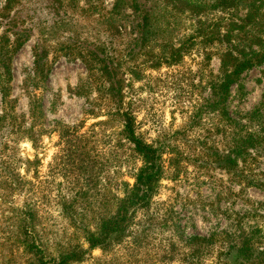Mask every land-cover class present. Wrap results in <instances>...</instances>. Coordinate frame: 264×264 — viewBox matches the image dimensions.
I'll return each mask as SVG.
<instances>
[{
	"label": "trees",
	"instance_id": "1",
	"mask_svg": "<svg viewBox=\"0 0 264 264\" xmlns=\"http://www.w3.org/2000/svg\"><path fill=\"white\" fill-rule=\"evenodd\" d=\"M32 1L6 0L0 8L2 203H6L4 198L22 183V178L15 172L20 164L16 163V168L13 167L9 152L15 154L19 141L33 137L35 123L43 117L41 105L34 99L30 100L31 126L22 129L23 121L14 114L13 105L10 106L14 100L9 99L12 57L36 30L44 29L41 25L45 20H40L36 15L37 9L30 6ZM65 1L43 0L44 9L48 14L55 13V17H61L56 12L66 6L58 7L57 3ZM162 1L166 9L174 1L182 15L196 18L193 20L192 34L184 35L177 44L169 39L173 31L170 23L161 27V34L158 33L157 19L151 17L148 0H114L110 14L122 7L127 10L124 16L130 23V38L121 50L117 51L103 41L88 42L78 35L64 37L54 47L56 54L71 56L83 63L88 75L87 84L95 87L100 97L105 98L107 119L118 123L119 129L111 144L104 130L80 133L78 128H56L58 149L49 165L48 179L27 184L26 201H32L31 207H8V215L0 212V264H78L94 250L106 253L127 243L148 245L147 237L153 224L150 207L159 191L160 182L165 178L177 177L187 165L218 169L230 180L252 184L251 176L246 175V171L259 156L264 155V128L259 126L254 129L232 120L225 103L230 87L237 83L241 74L264 62V0H216L212 5L200 0ZM67 2L71 6L74 0ZM213 9L215 12L245 10V15L239 23L232 22V28L225 30L226 33H220L215 24L212 26ZM244 23H250V28L238 26ZM103 24L106 25L105 32L112 27L109 19ZM38 32V36L43 34ZM160 35L161 48L158 46ZM196 40L203 46V53L207 50L205 46L226 42V45L220 44L221 50L218 52L219 71L217 74L210 73L206 83L208 98L190 121V126L200 123L201 114L205 113L210 127L202 128L205 136L201 141L180 140L188 152L177 149L168 140L157 145L147 142L136 130L135 117L125 101V88L128 85L125 78L128 75L131 81H140L147 69L179 65ZM156 50H159L158 53ZM48 54L49 50L38 43L33 47V85L48 77L49 65L52 64H49ZM202 56L208 62L209 53ZM254 115L259 116L255 111L247 118L252 119ZM108 121L100 122V125L106 126ZM179 135L177 132L172 136ZM216 136L219 138L215 140ZM17 162L29 161L19 158ZM121 168L126 169V176L133 183H120V197L112 195L106 202L96 203L106 195V180L110 181ZM51 201L55 202V209L72 230L81 232L86 249L83 243L68 241L66 247L58 249L56 255L50 251L47 237H43L39 227L36 206L40 204L43 207L41 211H44ZM164 224L165 219L161 215V225ZM163 248V263L166 264L172 261L178 264H264V237L259 238L252 231L193 236L181 243L166 237Z\"/></svg>",
	"mask_w": 264,
	"mask_h": 264
},
{
	"label": "rangeland",
	"instance_id": "2",
	"mask_svg": "<svg viewBox=\"0 0 264 264\" xmlns=\"http://www.w3.org/2000/svg\"><path fill=\"white\" fill-rule=\"evenodd\" d=\"M5 1L0 0V8ZM67 1L57 3L58 7L66 6L56 12L61 17H55V13L48 14L43 0H33L30 3L32 8L37 9L39 19L45 20L41 25L44 29L36 30L12 57L9 99L14 100L10 105H13L14 114L23 121L22 129H28L32 122L29 101L34 99L41 105L43 117L35 123L33 137L19 141L15 154L9 152L13 158V167L16 168V163L20 164L15 172L22 178V183L4 198L6 203H2L0 198V212L4 211L5 215L9 214L6 209L8 207H31L32 201H26L27 184L48 179V168L58 149V136L55 132L58 126L78 128L80 133L104 130L105 135L110 137L111 144L119 129L118 123L107 119L105 98L100 97L95 87L87 84L88 75L83 63L71 56L56 54L54 47L62 38L78 35L88 42L103 41L119 51L130 38V23L124 16L128 12L121 7L110 14L114 0H74L71 6ZM200 1L212 5L216 0ZM168 6L166 9L162 0H148L151 17L157 19L156 29H160L158 33L161 34V27L170 23L173 31L170 32L169 39L171 43L177 44L184 35L192 34V24L196 18L188 14L182 15L174 1ZM211 13L214 16L212 26L215 24L220 33H226L225 30L232 28V22L239 23L244 18L245 10L225 9L215 12L213 9ZM104 19H109L112 26L108 32L104 31ZM48 24L51 25L50 28L47 27ZM238 26L249 29L251 25L244 23ZM38 31L43 34L38 36ZM37 43L49 50L48 61L52 64L49 65L47 79L33 85V47ZM192 43L191 51L177 66L147 69L140 81H131L127 75L125 80L128 85L124 95L128 108L135 117L136 130L145 141L157 145L168 140L177 149H184L186 152L188 149L180 140L201 141L205 136L202 128L210 127L205 113L201 114L200 123L190 126V121L208 98L206 83L210 79V73H218L220 44L226 45L222 41L220 44L217 42L205 46L207 50L203 53L199 40ZM158 46L161 48V35ZM205 53H209L208 62L203 59L202 55ZM225 107L232 120L254 129L259 126L264 128V62L241 74L237 83L230 87ZM1 111L0 97V114ZM255 111L259 116L254 115L252 119H248ZM107 121L108 125H100V122ZM177 132L179 136H172ZM218 138L216 136L215 140ZM166 157L165 154L164 158ZM19 158L29 162H17ZM125 171L126 169L121 168L110 181L106 180V195L96 203L106 202L112 195L120 197V183H133ZM246 173L253 181L250 185L230 180L218 169L192 165L183 167L177 177L165 178L160 182L159 191L150 207L153 224L147 237L148 245L127 243L106 253L94 250L85 261L78 264H166L163 263L166 237L181 243L188 237H208L212 233L240 230L252 231L257 237H264V155L259 156ZM1 193L2 188L0 195ZM36 207L39 212V227L43 237H47L50 251H54V255L58 249L66 247L68 241H78L87 248L81 232L72 230L71 225L60 217L54 201L46 204L44 211H41L43 207L40 204ZM161 215L165 219L164 225H161Z\"/></svg>",
	"mask_w": 264,
	"mask_h": 264
}]
</instances>
